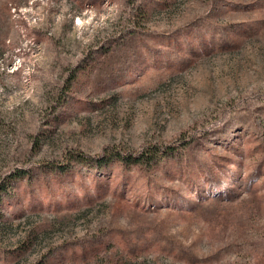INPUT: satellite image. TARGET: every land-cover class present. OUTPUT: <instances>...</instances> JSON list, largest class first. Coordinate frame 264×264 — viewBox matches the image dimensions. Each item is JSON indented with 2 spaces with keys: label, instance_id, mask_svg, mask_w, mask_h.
<instances>
[{
  "label": "rangeland",
  "instance_id": "rangeland-1",
  "mask_svg": "<svg viewBox=\"0 0 264 264\" xmlns=\"http://www.w3.org/2000/svg\"><path fill=\"white\" fill-rule=\"evenodd\" d=\"M4 181L0 264H264V0H0Z\"/></svg>",
  "mask_w": 264,
  "mask_h": 264
},
{
  "label": "trees",
  "instance_id": "trees-1",
  "mask_svg": "<svg viewBox=\"0 0 264 264\" xmlns=\"http://www.w3.org/2000/svg\"><path fill=\"white\" fill-rule=\"evenodd\" d=\"M157 149L156 148H151L150 150H146V151H143L142 153H140L139 155H135V154H117V153H113V152H108V157L104 160V159H100V160H95L93 158H86V157H83V155H78L79 158L81 159L82 162H87V163H91L90 165H92V163H97L96 165L98 166L96 169L98 171L102 170L101 169V166H104V164H107L111 161H117L119 163H121L122 165L124 166H127V167H131L133 165H146V164H150V163H153V162H156V160H158V158H156L157 156ZM173 150H170L169 149V152L168 153H172ZM62 170L64 171H68L67 168L68 166H66L65 164L63 166H61ZM54 169V168H53ZM66 169V170H65ZM20 174L23 175V172L21 171ZM67 174H71V173H68ZM74 174V173H72ZM22 177V176H21ZM101 178H96L94 179V181H96L97 183L101 181ZM10 182H7V181H4L1 183L0 185V200H1V193L2 191L4 190H8V188L10 187ZM222 184V182L218 181V187H220ZM9 185V186H8ZM218 190V189H217ZM224 189H220L219 192H222ZM218 192V191H217ZM11 206V205H10Z\"/></svg>",
  "mask_w": 264,
  "mask_h": 264
}]
</instances>
